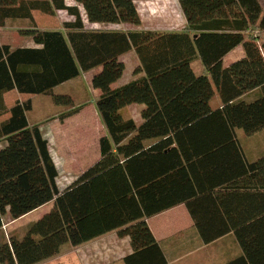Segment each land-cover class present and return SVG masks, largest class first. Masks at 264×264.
<instances>
[{"label":"trees","instance_id":"obj_1","mask_svg":"<svg viewBox=\"0 0 264 264\" xmlns=\"http://www.w3.org/2000/svg\"><path fill=\"white\" fill-rule=\"evenodd\" d=\"M148 1L154 0H0V29L25 23L18 34L32 43H0V264H39L67 244L77 247L119 229L134 251L127 264L150 254L149 264H166L146 220L181 203L179 185L195 168L188 154L241 157L239 132H264V0H179L183 31L86 27H141L138 3ZM58 12L74 20L61 30L38 27L35 13ZM238 48L243 54L227 64ZM131 52L139 65L129 82L117 85L126 71L122 57ZM196 61L202 73L195 71ZM95 70L91 87L107 130L101 157L61 191L49 142L29 124L33 100L8 107L5 95L47 96L66 107L59 110L64 122L83 108L57 88ZM133 105L141 106L140 123L125 114ZM246 178L262 186L264 155L248 165ZM52 202L51 212L23 235L5 236L7 219L17 221ZM244 232L242 261L264 264V216Z\"/></svg>","mask_w":264,"mask_h":264},{"label":"crops","instance_id":"obj_2","mask_svg":"<svg viewBox=\"0 0 264 264\" xmlns=\"http://www.w3.org/2000/svg\"><path fill=\"white\" fill-rule=\"evenodd\" d=\"M155 2L162 3L167 8L169 6L165 0L139 2L138 9L141 17L140 7L149 11L155 7ZM175 2L184 16L179 0H175ZM94 26V29H98V26L106 28L112 25L94 24ZM25 46L30 47L32 43L29 42ZM202 72L200 71V73ZM90 74L93 77L94 71L83 73L79 78L66 84H73L89 75L91 87L92 77ZM127 82H124L122 78L117 85ZM78 83L81 85L83 82L79 81ZM95 93L97 94V92ZM33 97L13 91L5 95V101L8 107H11L17 101H25L33 99ZM84 109L65 122L54 118L45 127L41 125V121L32 123L28 119L30 126L38 125L43 136L48 140L51 156L59 171V178L60 170L57 160H62L64 175L66 174L65 176L69 180L64 189L71 186L101 157L100 139L102 137L95 139L89 137L84 140L75 137L64 139L65 137H61L57 133V130L69 124V121L80 116ZM139 109L141 112V108ZM93 123L87 124L88 129L93 126ZM104 132L106 136L105 127ZM238 140L243 150L241 157L230 153H199L196 155L195 152L189 153L188 156L192 157V160L195 157V168L189 171V181L179 185L181 203L146 220L166 259V264H234L245 258L239 233L245 239L246 228L255 219L264 216V178H262V186L255 188L246 178V170L250 163L264 155V143L259 142L258 136L242 137L239 134ZM200 142L198 139L199 145ZM64 144H67L69 149L63 148ZM2 146L3 144H0V148ZM53 146L57 153L54 152ZM68 151H71V154H68ZM59 178L57 184L63 191L64 189L59 186ZM54 204V202L49 203L17 221L5 222V230L10 234L23 235L30 225L49 214ZM46 208L48 209L44 211ZM256 213L260 216L256 217ZM25 220L28 221L25 223L23 222ZM121 230L112 231L77 247L67 244L58 256L39 264H127L126 258L134 251L129 237L120 235ZM9 233L6 234L7 238L10 236ZM150 255H147L146 260L138 261L136 264H149L150 258L153 259L154 256ZM239 263L245 264V261Z\"/></svg>","mask_w":264,"mask_h":264},{"label":"rangeland","instance_id":"obj_3","mask_svg":"<svg viewBox=\"0 0 264 264\" xmlns=\"http://www.w3.org/2000/svg\"><path fill=\"white\" fill-rule=\"evenodd\" d=\"M169 4L168 8L164 6L162 3L155 2V7L151 10L147 11L146 9L140 7L142 10V25L141 27H133L130 25H112L105 27H97L98 29H94V25L89 24L86 22L87 29L89 30H126V31H136V30H154L159 32H175V31H182L186 28V20L185 17L182 15L181 10L179 9L178 5H176L175 0H165ZM264 3V1H263ZM70 5H74L73 2L69 1ZM84 12V11H82ZM149 12V13H148ZM83 14V13H82ZM84 16V14H83ZM35 17L38 23V27L43 30H61L63 28V24L65 22H72L74 20L73 17H70L66 12H58L55 17H47L46 15L35 13ZM97 26V25H96ZM20 27H26V24L20 25L17 24H9L7 28L0 29V43L10 44L13 47L18 46H25L29 43L28 40L23 39L19 34L18 31L21 30ZM103 28V29H100ZM105 28V29H104ZM255 36H262V34L254 31L252 33ZM242 49L238 48L234 52H232L226 58V63L229 64L235 59H238L243 53ZM122 60L125 62L126 71L123 76V81L127 82L133 78V72L139 65V59L134 52H131L125 56H123ZM194 69L197 73L203 71L202 65L200 61H196L194 64ZM99 70H95L94 73L97 74ZM91 75V74H90ZM94 75V74H93ZM92 77V75H91ZM89 75L82 78L81 80L75 81L73 84H65L59 88H57V94H71L73 96V103L75 106L82 104V108L84 109L83 113L80 116H77L74 120L69 121V124L62 127L60 130H57V133L64 139L67 137H75L76 139H95L101 138L105 136L104 132V125L98 116V111L96 109V99L97 94L92 90L89 84ZM93 78V77H92ZM82 81L83 83L80 85L78 82ZM65 91V92H64ZM85 94V95H84ZM90 99V100H89ZM33 110L28 114L30 122L41 121V125L47 126V124L56 118V120H60L59 110H63L65 106H57L53 99L41 95V96H34L33 97ZM91 101V102H87ZM90 104V105H88ZM140 105H133L125 110V114L129 118H133L138 123L141 121V112ZM82 109V110H83ZM71 110V108H67L66 111ZM79 114V113H78ZM77 114V115H78ZM44 119V120H43ZM43 120V121H42ZM65 122V121H64ZM90 122H94L93 126L88 129L87 124ZM95 124V127H94ZM240 136L244 137L243 133H239ZM55 135V134H54ZM258 136L259 142L264 143V132H262ZM63 148H68L67 144L62 146ZM54 152L57 153L55 146H53ZM71 154V151L67 152ZM57 160V157H56ZM62 160H57L58 168L60 170V178H59V186L61 189H64L67 184L69 183L68 177L64 175ZM48 208L44 209L46 211ZM42 213V212H41ZM8 220V219H7ZM7 220L5 222H7ZM25 220L23 222H27ZM9 233V231L5 230L4 234ZM10 234V233H9ZM19 235L18 233H16Z\"/></svg>","mask_w":264,"mask_h":264}]
</instances>
